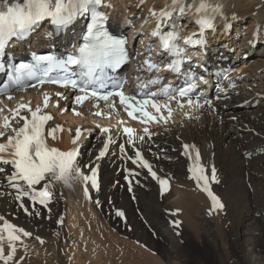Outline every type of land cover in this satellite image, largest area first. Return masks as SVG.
<instances>
[{"label":"bare ground","instance_id":"1","mask_svg":"<svg viewBox=\"0 0 264 264\" xmlns=\"http://www.w3.org/2000/svg\"><path fill=\"white\" fill-rule=\"evenodd\" d=\"M107 1L111 5L109 9L113 22L120 18L125 20L124 23L131 21L130 26L135 28L133 32L139 35L137 41L140 45L134 67L137 73L149 78L152 71H146L143 62L153 56V48L148 43L157 21L150 10L158 13L169 0ZM210 3L221 5L223 15L218 16L214 30L206 34V51L200 56L204 60L197 63L201 68L196 67L204 76L206 73L210 75L208 83L203 84L206 88L200 96L202 106L185 103L180 107V103L173 102V105L170 104L171 114L163 113L158 122L145 125L133 123L131 144L122 128L121 116L124 112L118 100H115L116 110H111L109 103L87 101L80 105L76 103V95L71 89L52 86L21 91L12 87L13 92L0 97V109H3L0 111V130H3V117H11L10 109H16L21 103L30 104L32 108L39 105L42 111L53 114L47 128L60 125L63 129L56 132L55 141L49 138V144L62 151L69 150L79 128L83 135L76 145L80 149L77 164L86 174L95 167L102 176L100 190L94 192V197L90 199L81 190L83 178L75 173L72 176L73 188L63 181L54 180L48 189L52 195L45 207L31 204L27 197L23 201L17 200L14 195L16 190L9 186L6 179L11 169L0 164L5 169L0 173V216L32 233L17 242V257H23L20 264H185L178 261L180 253L176 246L184 232H193L200 237L201 218L206 222L212 220L224 253L228 254L233 243H238L237 247L242 251L243 246L239 243L241 231L249 234L248 223L257 220L256 212L264 208V156L259 154L264 152V0H210ZM144 24L146 26L142 27ZM45 28L44 33H52ZM198 30L194 17L189 15L184 18L183 36ZM69 35L70 31L66 30L54 41L65 44ZM39 42L45 43L44 40ZM13 44L11 48L17 45L16 42ZM236 47L239 48L235 53ZM149 48H152L150 53L146 51ZM4 55L5 60L6 51ZM13 55H16V50H13ZM254 55L257 58L252 62L249 58ZM158 60L166 63L163 59ZM211 60L212 63L209 62ZM7 73L9 70L0 74V85ZM157 77H162L160 72H156ZM156 89L161 87L157 86L153 92ZM131 90L135 87L127 85L125 91L129 93ZM45 93L49 96L46 108L43 106ZM56 93L63 95L57 96ZM204 100H211V104L204 103ZM240 103L246 104L247 108L236 111L232 105ZM68 110L71 111L68 113ZM77 111H80L79 115ZM97 112L103 115H96ZM20 113L25 114L26 109ZM232 115H235L234 120L229 119ZM109 116L111 119H108ZM64 118L67 121H63ZM12 124L15 127L21 123L13 120ZM103 128H108L109 132H103ZM7 134H11L10 130ZM236 134L237 138L234 137ZM109 137L112 142L108 143L107 151L101 157L99 154ZM153 144L159 145L162 152L154 149ZM120 145L124 146V151H121ZM184 145L189 146L188 155ZM196 150L200 153L199 163L206 174L211 177V168L215 167L219 181L213 183L209 179V185L218 193L224 208L211 214L210 198L201 187H196V181L189 175ZM137 151L158 178H170L167 192H160L159 180L141 166V161L136 158ZM87 165L90 167L87 168ZM122 171L131 174V187L122 183ZM129 188L135 195L136 203L129 195ZM96 197L99 198L97 203L94 202ZM253 200L257 203L252 204ZM22 202L28 212L20 207ZM107 206H117L116 210L121 209L127 215L126 223L130 225V231L124 228L120 219L108 216L104 211ZM33 207L40 211L39 215L31 210ZM244 209L253 215L248 223L244 218ZM174 220L180 223L173 224ZM149 225L164 236L162 242H170L169 251H164L166 256H160L157 238L149 233ZM36 237H40L43 243ZM247 247V255L243 248L246 263L264 264V257L261 256L264 252L253 253L251 243Z\"/></svg>","mask_w":264,"mask_h":264},{"label":"snow or ice","instance_id":"2","mask_svg":"<svg viewBox=\"0 0 264 264\" xmlns=\"http://www.w3.org/2000/svg\"><path fill=\"white\" fill-rule=\"evenodd\" d=\"M104 4L105 0H0V52H3L14 38L23 39L41 21H49L54 29L59 31L69 29L81 18L88 19L81 40L72 45L71 52L60 57L33 54V63H20L13 66L9 73L12 80L18 83L21 79L35 77L40 84L52 83L65 88L71 87L80 93L75 96L77 104H82L89 97L102 99L106 102L112 97H119L120 103L127 106L126 111L131 109L128 111V115L137 119L135 113L139 112L145 118L143 123L158 121V116L149 112L148 107L154 109L157 114L161 112L162 108H167L171 114L170 104L157 102L156 97L159 95H164L171 101H177L180 103V107H183L185 103L188 106H202L200 97L193 99L190 95L198 87L194 77L193 82L188 83L184 88L173 89L170 84H165L158 92L146 93L142 99L125 94L123 83L117 80L113 73L129 60L127 41L108 31L106 27L108 16L99 10ZM150 14L157 17L158 20L151 33L152 36L158 37L160 40L161 47L158 55L167 53L172 57L171 62L166 65V69L174 73L180 71L181 60L179 57L184 52L179 41L183 39L187 45L205 43V29L214 30L217 16L223 15L222 6L210 3V0H170L158 13L155 10H150ZM189 15L194 17V22L198 25L199 39L196 38L197 33L195 32L186 37L183 36L182 25H177L175 22L176 16L184 18ZM166 28L170 30L166 31ZM48 35H53V33H48ZM148 51L150 53L151 49ZM143 63L147 66L148 71L159 68V65L150 58H146ZM3 67L4 65L0 64V69ZM53 72L56 73L55 77L50 75ZM38 73L41 75H37ZM61 73L63 74L61 75ZM199 79L204 81L203 77ZM158 83H160L159 77L149 80L146 84L142 83L140 86L147 88L149 85ZM110 85L112 90L108 91ZM56 95L62 94L56 93ZM178 98L187 99L181 103ZM48 101L49 96L45 93L44 108L47 107ZM204 103L211 104V100H204ZM110 106L115 107L114 100ZM22 109H26L29 115H21ZM9 111L11 117H3V130H0V140L3 141L0 142V164L12 166L13 170L6 176V179L9 186L16 190L17 200L23 201V198L27 197L30 201H38L46 207L47 201L52 195L48 190L51 183L54 180L68 183L72 179L73 173L85 181L90 179L92 187L98 188L96 169L91 170L92 175L89 177L83 175L77 164L79 149L76 145L81 135L79 128L76 129L72 140L73 147L62 151L51 146L48 142L49 138L53 141L57 139L56 132L62 131V126L46 128L47 122L53 117L51 114L44 113L41 106L37 105L32 108L30 104L21 103L16 109ZM96 115H103V113L97 112ZM17 117L22 123L14 127L12 121ZM8 130L11 134H7ZM102 131L107 133L109 129L103 128ZM144 131L147 132L148 129L145 128ZM124 132L128 135V143H133L134 129L125 127ZM141 139L143 138L141 137ZM110 142H112L111 137L104 144V148L99 154L101 157L105 155ZM120 148L121 151H124L123 145H120ZM184 149L185 154L188 155L189 146L184 145ZM136 158L141 161L142 167L148 169L154 179L159 180L162 191H166L168 181L157 177L156 172L152 171L150 164L143 159L139 151L136 152ZM194 160L195 162L189 167V172L192 174L190 178L194 179L210 198L209 214L223 209L224 204L209 185V179L219 182L215 167L211 168V177H209L205 168L199 163L200 153L198 150L195 152ZM3 172L5 169L0 167V173ZM20 207L28 212V208L23 202ZM176 211L178 212L179 209ZM36 215H39V212ZM117 215L123 216L124 213L118 211ZM0 221H2L0 223V262L2 264H20L23 257H17V242L21 241L23 237L31 236L32 233L10 223L3 216H0ZM179 223V221H173V224ZM36 239L40 240V237H36ZM40 242L43 243V240Z\"/></svg>","mask_w":264,"mask_h":264},{"label":"rangeland","instance_id":"3","mask_svg":"<svg viewBox=\"0 0 264 264\" xmlns=\"http://www.w3.org/2000/svg\"><path fill=\"white\" fill-rule=\"evenodd\" d=\"M241 31H243V27L239 28ZM262 47V45L260 46ZM259 47V48H260ZM239 47H236L234 49V52L236 53L237 49ZM234 54V53H233ZM248 57V56H246ZM257 58V56H253L250 61H254ZM234 62V61H233ZM261 63V62H260ZM247 103V102H246ZM234 108H236V111L238 110H244L247 108L246 104H233ZM250 107L254 108L255 105H250ZM233 108V107H232ZM71 110H68V113ZM235 115L230 116L229 119H235L233 117ZM232 117V118H231ZM63 121H67L66 118L63 119ZM97 136V135H96ZM235 138H237V134L234 135ZM154 149H159L162 152V149L160 148L159 145L153 144ZM250 148H248L249 150ZM242 153V152H241ZM260 155L264 156V152H259ZM244 157V155H242ZM252 155L250 156V158ZM131 176L128 174L126 171H122L121 173V181L122 183H125L126 177ZM256 175L261 177V174L256 172ZM222 192V190H221ZM219 192V193H221ZM16 196V192L14 193ZM129 195L131 196L132 200L134 203H136L135 196L132 195L130 192ZM134 196V197H133ZM32 202V201H31ZM35 204L36 202H32L31 204ZM257 202L255 200L252 201V204H256ZM264 203V201H263ZM257 207V205H256ZM115 208V209H114ZM116 208L117 206H107L104 211L108 213L109 217H116L117 219H120V217L116 214ZM33 212L37 213L40 211H37L35 207L31 209ZM114 210V211H113ZM139 212V210L137 209ZM247 214H250L247 216ZM252 213H248L247 209H244V218L247 223L251 220L250 218L252 217ZM256 219L257 220H252L251 223H248V227L250 228L249 234H247L245 231H241V235L239 237V243L242 245V251L237 247V244H232L231 248L227 252H223V247L222 243L218 241V238L216 236V233L214 231V225L212 220L210 222L204 221L201 217V222H199L200 225V237H196L195 233L190 232L186 233L184 232L181 234V240L176 246V250L180 253L178 256V261H182L185 264H247L246 260L247 257L244 255L243 248L245 247L246 249V255L249 253L248 249V244L251 243V246L253 247L254 251L253 253H263L264 252V208L263 211L261 212H256ZM250 219V220H248ZM231 224V219L229 220ZM145 222V221H144ZM124 228L127 231H130V225H127L126 222H123ZM126 226V227H125ZM150 226V225H149ZM253 228V230H252ZM149 230H151V234L155 235L157 238L158 242V249L161 250V255L160 256H166L164 254V251L168 249L169 251V245L170 242H162V239H164V236H161L159 234V230H154L151 226L149 227ZM74 239V238H73ZM217 239V242L215 241ZM247 240V241H246ZM225 250V249H224ZM230 251V252H229ZM252 253V251L250 252ZM261 255V254H260ZM264 257V255H261ZM121 260H119V263Z\"/></svg>","mask_w":264,"mask_h":264}]
</instances>
